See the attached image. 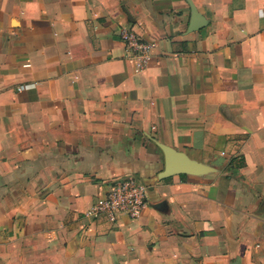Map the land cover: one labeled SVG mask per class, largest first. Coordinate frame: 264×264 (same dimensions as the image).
<instances>
[{
  "label": "crops",
  "instance_id": "1",
  "mask_svg": "<svg viewBox=\"0 0 264 264\" xmlns=\"http://www.w3.org/2000/svg\"><path fill=\"white\" fill-rule=\"evenodd\" d=\"M0 264H264V0H0Z\"/></svg>",
  "mask_w": 264,
  "mask_h": 264
},
{
  "label": "built area",
  "instance_id": "2",
  "mask_svg": "<svg viewBox=\"0 0 264 264\" xmlns=\"http://www.w3.org/2000/svg\"><path fill=\"white\" fill-rule=\"evenodd\" d=\"M119 37L128 58L134 62V72L143 71L149 61L153 44L133 27H122ZM34 87L35 83H27L17 86L16 91L21 92ZM147 192V185L134 176L112 178L105 182L104 191L83 215L88 219L105 216L110 221H115L122 215L132 220L136 219L146 207Z\"/></svg>",
  "mask_w": 264,
  "mask_h": 264
}]
</instances>
